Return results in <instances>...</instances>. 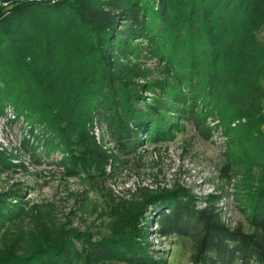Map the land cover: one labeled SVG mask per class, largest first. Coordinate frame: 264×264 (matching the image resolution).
Instances as JSON below:
<instances>
[{"label":"trees","instance_id":"obj_1","mask_svg":"<svg viewBox=\"0 0 264 264\" xmlns=\"http://www.w3.org/2000/svg\"><path fill=\"white\" fill-rule=\"evenodd\" d=\"M263 25L264 0H0V112L10 105L71 166L97 174L118 169L143 140L186 125L202 135L209 111L243 117L254 132L264 117ZM95 120L116 153L89 134ZM260 137L249 155L264 154ZM249 198L250 232L195 209L181 190L145 202L157 206L158 237L189 240L186 264H264V170ZM22 213L0 199V230ZM29 241L23 252L0 253V264H165L136 229Z\"/></svg>","mask_w":264,"mask_h":264},{"label":"rangeland","instance_id":"obj_2","mask_svg":"<svg viewBox=\"0 0 264 264\" xmlns=\"http://www.w3.org/2000/svg\"><path fill=\"white\" fill-rule=\"evenodd\" d=\"M257 38L264 44V25ZM204 122L202 135L186 125L162 141L143 140L118 169L108 164L97 174L71 166L44 143L37 125L6 105L0 112V199L18 204L23 213L0 230V253L23 252L31 237L37 243L52 240L62 230L98 240L136 229L145 234L154 259L186 264L189 240L158 237L151 222L157 206L146 203V195L163 190H181L193 198L195 209L209 207L227 228L239 225L250 232L249 197L264 170V154L248 151L254 137L264 139V117L254 132L243 117L223 119L209 111ZM89 134L116 153L102 122L93 121Z\"/></svg>","mask_w":264,"mask_h":264}]
</instances>
